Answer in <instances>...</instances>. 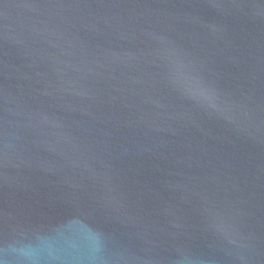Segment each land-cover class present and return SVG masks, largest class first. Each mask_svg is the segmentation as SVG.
<instances>
[{
  "label": "water",
  "instance_id": "obj_1",
  "mask_svg": "<svg viewBox=\"0 0 264 264\" xmlns=\"http://www.w3.org/2000/svg\"><path fill=\"white\" fill-rule=\"evenodd\" d=\"M0 264H264V0H0Z\"/></svg>",
  "mask_w": 264,
  "mask_h": 264
}]
</instances>
